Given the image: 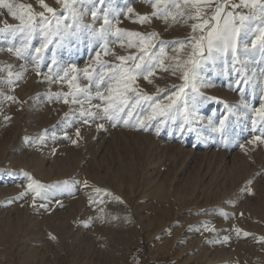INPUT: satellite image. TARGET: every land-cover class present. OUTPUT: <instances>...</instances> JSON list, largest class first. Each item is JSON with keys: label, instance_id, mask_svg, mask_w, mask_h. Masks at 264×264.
<instances>
[{"label": "rangeland", "instance_id": "obj_1", "mask_svg": "<svg viewBox=\"0 0 264 264\" xmlns=\"http://www.w3.org/2000/svg\"><path fill=\"white\" fill-rule=\"evenodd\" d=\"M5 3L25 20L20 5L48 19L35 15V31H21L0 7V264H264V142L255 139H264V122L251 110L264 102L259 6L210 0L190 19L196 8L184 0H68L67 8L44 0L56 17L40 0ZM217 6L221 26L225 18L239 27L240 15L252 17L236 36L235 63L231 48L210 55L206 40L193 47L217 24ZM105 11L107 55L94 35ZM142 16L149 19L140 23ZM116 28L140 35L129 47V37L113 35ZM48 29L51 43L38 54ZM141 38L145 59L159 57L151 83L141 75L130 85L136 91L121 84L127 104L108 120V100L96 93L119 102L109 77L122 63L118 56L144 54ZM189 60L197 62V78L186 81ZM88 111L94 115H81Z\"/></svg>", "mask_w": 264, "mask_h": 264}, {"label": "snow or ice", "instance_id": "obj_2", "mask_svg": "<svg viewBox=\"0 0 264 264\" xmlns=\"http://www.w3.org/2000/svg\"><path fill=\"white\" fill-rule=\"evenodd\" d=\"M61 0H57V3H60ZM75 2V0H74ZM101 3L104 2V0H100ZM184 4L185 6H188L189 4H191L192 7L196 8V16H191L189 17L190 19H196L201 11V6H210V0H184ZM241 5H243L244 7H252L253 9H256L258 6L260 8L261 11V18H264V4L259 3V0H240V5H234V7H240ZM40 6L42 8L45 9L46 12L51 13L53 17H56V12L53 8L49 7L46 3H44V0H40ZM63 6L65 8H67L69 6L68 0H63ZM0 7H6L8 9L9 14L14 18L17 19L21 22V25L23 26L21 28V31H24L25 28L29 29L30 32L31 31H35V29L32 27V20L34 18L35 15H39L40 17L44 18L45 20H47L48 18L44 17V13H32L30 6H25V5H20L19 8L20 9H28V17L27 20H25V13L24 11L21 12H17L16 10L13 9V6L11 4H7L5 3V0H0ZM153 9H156V4H152ZM177 8H180V5L177 4L176 5ZM128 13H132L133 9L132 8H128L127 9ZM222 12V8L220 6H217L215 9V15H213L211 17V19H215L217 20V24L215 26H213L211 28V30H209L207 32L206 36H201L199 37V40L196 42V44L193 45L194 48H199L200 45V41H207L208 44V51L209 54L211 55V53L213 52V50H215L216 52H227L229 48L232 49V53H233V62L235 63L236 60V36L240 33L241 29L246 27L245 22L252 19V17H247L244 15H240L239 16V20H240V25L239 27H237L234 23H232V20L225 18L224 19V23L221 26L219 23V17L220 14ZM157 13L154 11L153 15H156ZM180 15H183V11H181L179 13ZM228 17H231L232 19H235V16L233 13L229 12ZM92 17L93 20L97 19V12L96 11H92ZM167 18V17H165ZM175 17H173L174 19ZM149 19V17L147 16H142L139 18V22L140 23H144ZM209 23V21L207 19H205L202 23L199 24H193L192 25V29L193 31H196L197 29H203L205 25H207ZM46 25H42V28H45ZM83 27L85 28H89V25H84ZM112 25H111V20L109 19L108 13L107 11L104 12V18H103V25L101 26L100 30L98 33H94V35H98V38L102 41H104V44L101 45L102 49L104 50V54L107 55L108 51H107V44H108V33L109 31H111ZM0 31H3V29H0ZM258 31L261 32V36H260V50L261 52H264V28L258 29ZM52 30L48 29L47 31L43 32V36H44V43L41 44V46L39 48H36V52L39 54L41 53V51L47 47L48 43H51V39L50 36L52 35ZM113 35H115L117 37L118 40L122 41V38L126 35L127 37H129L128 40V46L131 47L132 45V37H138L140 34L138 33H133V32H124V30L116 28L115 32L113 33ZM155 33L150 34L151 36H154ZM253 47L255 48L256 46V41L253 40ZM148 45L145 44V41L143 38H141V51L144 52L143 55H141L139 58L135 57V56H118L117 59L119 61H121L122 63L120 65L114 66V71L112 73V75L109 77V79L111 80H115L117 82V93L121 95V99L119 100V102L113 106V101H112V97L111 95H109V97H105L103 95V93L97 91L96 95L101 99V100H108V106L104 107L102 109V111L105 114V117L108 120H114L117 119L119 117V113L124 111V108L121 107V105H126L127 104V100L125 98H123L122 93H120V85L122 84L124 91H136V89L130 87V85L136 80V78L138 76L143 75L145 80H148L149 83H151V81L149 80V77L153 75V61L158 60L159 57L156 56H151L149 57L147 60L145 59L146 56H148L147 51H145V48ZM164 52V48L161 47L160 48V53L163 54ZM16 54L17 56L22 57V51L20 49L16 50ZM100 53L97 52V63H99L101 65V67H103V63L100 61ZM137 59H139V62H137ZM132 61V66L131 67H124V62L126 61ZM187 63H190L193 65V68L189 71H184L182 78L185 79L187 81V79L189 78V75L191 74V77L193 80H195L197 78V73L195 71V67L197 65L196 61H192L189 60ZM160 66L163 67V61H160ZM180 64L177 63L175 68L173 69V71H176L178 69H180ZM164 70H168L167 68H165ZM73 71H75V69H73ZM239 71V70H237ZM12 73L9 72V76H11ZM67 75V74H66ZM85 76L91 81L92 77L91 75L88 74L87 70H85ZM17 78H19V74H17ZM75 79V77L73 78ZM9 83H11V81H9ZM100 83H103V77L100 78ZM239 83V82H238ZM243 83L247 84V80H244ZM100 85H98L99 87ZM77 92H87V89H80L79 87H77ZM193 90H195V84H193ZM109 93L111 94L113 91L112 85H109V89H108ZM181 91H183V88H181ZM138 94V93H137ZM174 95L179 96V93H175ZM8 99H12V97H8ZM143 99L145 100H151L152 97L150 96H144ZM262 101H264V97H261ZM67 102V101H65ZM73 102H78L75 98V96L73 97ZM137 103H139V101H137ZM174 103V101H173ZM136 105L133 104L132 107L134 108ZM171 104L167 105L166 107L171 108ZM95 107L99 108L100 105H96ZM154 107L158 108L159 105H155ZM226 107H230L227 106ZM244 107L245 108H249L251 109V105H249L247 102H244ZM252 111L255 112L256 116L259 118V120L261 122H264V102H262L260 104L259 108L256 109H251ZM88 115V116H93L94 113H92L91 111H88L87 113L82 112L81 115ZM131 111L128 112V115L131 116ZM192 115L191 113H188L185 115V120L184 123L185 125H189V119L188 116ZM87 122V121H86ZM127 123V121H125ZM253 126L256 125L257 120L253 119L252 121ZM220 125L221 128H223L224 125V120L220 121ZM102 127V125L100 126ZM189 130H191L190 126H189ZM264 131V130H262ZM77 135H79V132L77 131ZM256 140H260L261 142H264V139H262V137L258 136L255 138ZM253 141H250V143H252ZM73 143H75V141H73ZM250 183V182H249ZM29 187H31V185H29ZM37 187L39 188H43V185H37ZM99 191V190H97Z\"/></svg>", "mask_w": 264, "mask_h": 264}, {"label": "built area", "instance_id": "obj_3", "mask_svg": "<svg viewBox=\"0 0 264 264\" xmlns=\"http://www.w3.org/2000/svg\"><path fill=\"white\" fill-rule=\"evenodd\" d=\"M237 1V0H236Z\"/></svg>", "mask_w": 264, "mask_h": 264}]
</instances>
